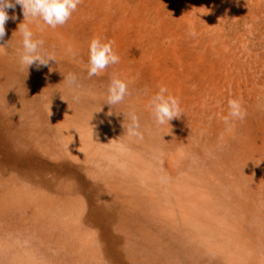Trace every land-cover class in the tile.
I'll use <instances>...</instances> for the list:
<instances>
[{"label":"rangeland","instance_id":"obj_1","mask_svg":"<svg viewBox=\"0 0 264 264\" xmlns=\"http://www.w3.org/2000/svg\"><path fill=\"white\" fill-rule=\"evenodd\" d=\"M7 12L0 85L9 92L0 113L12 117L5 133L16 134L17 146L0 137V264H264L256 244V193L264 201V0H82L55 28L25 19L19 4ZM25 23L55 61L21 66L18 30ZM94 38L114 42L120 60L89 77ZM68 74L76 84L66 82ZM114 76L130 95L110 106ZM160 86L183 113L163 126L149 107ZM230 99L247 115L226 125ZM129 112L145 128L143 141L125 135ZM97 119L103 126L91 136L87 124ZM61 124L88 143L78 153ZM249 154L252 161H243ZM231 158L244 168L241 195L240 168L224 162ZM207 184L245 202L200 244L193 228L205 235L212 217L184 219L173 210V195H190L195 206L191 190L204 203Z\"/></svg>","mask_w":264,"mask_h":264},{"label":"clouds","instance_id":"obj_2","mask_svg":"<svg viewBox=\"0 0 264 264\" xmlns=\"http://www.w3.org/2000/svg\"><path fill=\"white\" fill-rule=\"evenodd\" d=\"M81 2L82 0H14V2L13 0H0V40L4 39L5 24L9 20L7 9L15 8L17 4L22 7L25 19L28 17L40 18L46 25L55 28L65 24ZM12 19L15 17L13 16ZM18 31L22 34V52L19 58L22 67H26L28 70L34 64L37 67L47 66L49 61H55L54 55L43 51L44 42L34 39L33 32L27 23L19 27ZM189 35L195 36L196 33L190 32ZM113 43L103 42L99 38H94L90 42L87 65L89 77L99 76L109 66L119 63L120 57L113 51ZM64 79L71 86L76 84L77 77L74 74H68ZM128 95H130L128 84L114 76L107 86L105 104L110 106L121 104ZM149 107L155 123L160 126L169 124L171 120L179 118L183 114L179 99L169 94L168 89L164 86H160L159 91L151 97ZM228 108V116L224 118L226 125H229L231 121L245 119L247 113L239 99H230ZM109 115L111 114L109 113ZM127 116L129 123L125 128V135L128 138L143 141L144 135L140 131L138 116L135 112H129Z\"/></svg>","mask_w":264,"mask_h":264},{"label":"bare ground","instance_id":"obj_3","mask_svg":"<svg viewBox=\"0 0 264 264\" xmlns=\"http://www.w3.org/2000/svg\"><path fill=\"white\" fill-rule=\"evenodd\" d=\"M0 89L2 90V92L0 93V95H2V96H0V100L2 101L3 98H4V93L7 90H5V87H4L3 84L0 85ZM7 92H9V91H7ZM91 96H93V98H95L97 96V94H94L93 93V95H91ZM77 109H79V108H77ZM75 111H79V110H75ZM135 111H136V109H135ZM80 112H82V114H80V117H83V114H85V112H83V108L80 109ZM77 113H79V112H77ZM0 114H1L0 123L2 125H9V126H12L13 127V122H12L13 119H12V117L10 115H7V114H3V113H0ZM88 120H90V119H88ZM91 122L93 123V125H90L89 123L87 124V127H89L88 128L89 132H90L91 136H93V134H94L93 132H96V134L98 136L99 131L101 130V127L103 126V122L101 121L98 124L97 123L98 122V119L97 120H93ZM64 124L67 125L66 123H64ZM100 125H101V127H100ZM59 129L62 131V136L65 139V143L67 145H71L72 146V153L73 154L78 153V148H81L80 146H84V145L88 144V143H85V141L82 140L80 137L73 138L74 135L71 134V133H69V129H67L66 127L64 128L63 124H61V126L59 127ZM144 129L145 128L141 124L140 125V131L142 133H145ZM105 134H107L109 136V130H106L105 129ZM161 138H162V136H160V135H157L156 136V140L157 139L160 140ZM3 141H4V139H2V142ZM139 147H141V146H139ZM169 152H170V150H169ZM107 153H108V155H113L114 156V154L112 152H110V151H107ZM240 157H243V156H240ZM239 158H238V161H241ZM238 161H237V158H236V160L234 158H231V160H229V161L226 160L224 162H226V165L227 166H232V167H237L238 166L240 168V170L236 168V170H238V171H236L237 174H238L237 175L238 177L236 178V180L238 181V185H239V188H238L239 191L238 192L241 195L242 193H245V190L248 187V185L245 186V187H243V185H242V180L240 179V176H244L242 174V173H244L242 171L244 168L241 169V167H242L241 163L239 165H235L236 163H239ZM243 161H245V162L250 161L251 162L252 161L251 155L249 154ZM257 164L258 163L256 162V167H257ZM220 170H213V172L214 173H217ZM231 171H232V169H231ZM177 173L178 172L175 169V170H173V174L170 175V176L175 180L176 177H177ZM208 180L215 181L216 178L213 177V176H209ZM191 185H192V179L191 180L188 179L187 184L185 185V188L188 187V186H191ZM173 186L176 187V188H182L183 184L182 185L173 184ZM174 190L176 191V189H173V191ZM204 190H205V191H203L204 195L202 197V201L204 203H201L199 201L198 196L194 193L195 191H192L191 190V192L193 193V195H192L191 198L194 197L195 200H196V202L198 200V203H199V204H197L195 206H193L191 204V202L189 201L190 200V195L189 196L187 195V197H185V199L183 197L179 196L178 194L177 195H175V194L173 195L174 196L173 198H175V199H173V200H175L173 202V210H175V212L177 214H183L184 215V219H186V220H192V219L195 220V217H197L198 215L199 216H202L204 219L205 218H208V217H212V219H206L205 220V221L208 222L207 224H204V226L206 227V229H205V235H202L201 234V231H198L199 227L196 228V226H195L193 228V230H194L193 234L195 235L194 238L197 239L200 244L202 243V240L203 241L207 240L212 235H214L216 232L217 233H220L222 231V229H223V224H224L223 221H225L226 218H227V216L230 215V213L233 211V207L235 206L236 207V211H239L241 209V207H243L242 202L243 203L245 202V200L242 199V197L240 195L227 194L228 191L227 192H224V193H222V191H220V192H214V191H212V188H211V186L209 184H207L205 186ZM215 194H217V196H215ZM258 197H260V195L258 193H256V221H257L256 222V227H257L256 228V231H257L256 234H258L260 236L259 239L261 241L260 240L259 241H256V244L261 247V252L264 253V232L262 230H260V232H259V229L261 228V226H262V224L264 222V201H259ZM213 199L214 200L219 199V200H218L217 203L211 204V202H212ZM13 200L16 201L15 199H13ZM195 200H192V201L194 202ZM232 202H233L232 206H229L228 203H232ZM258 202L262 203V205L261 204H258ZM187 206H190L191 207V210L189 208V211H188L187 210ZM210 206H213V208H212L213 210H210V209H207L206 210V208L207 207H210ZM225 209H226V213H222L221 211H224ZM189 212H191L192 214H190ZM211 213L213 214L212 216H210ZM169 221H171V220H169ZM229 233L230 232H228V234ZM188 239L191 240V237H188ZM257 250H258V248H257ZM257 256H258V254L256 255V257ZM257 259H258V257H257ZM257 259H256V261H257ZM249 263H250V261L248 260V264Z\"/></svg>","mask_w":264,"mask_h":264},{"label":"crops","instance_id":"obj_4","mask_svg":"<svg viewBox=\"0 0 264 264\" xmlns=\"http://www.w3.org/2000/svg\"><path fill=\"white\" fill-rule=\"evenodd\" d=\"M1 128H2V133L0 134V137H2L3 139H4V141L6 140V141H8V143H7V145H14V146H17L16 145V138H15V136H16V134L13 132L12 134H8V132H7V134L5 133L7 130L9 131V132H12V131H10L9 130V125H4V126H1Z\"/></svg>","mask_w":264,"mask_h":264}]
</instances>
